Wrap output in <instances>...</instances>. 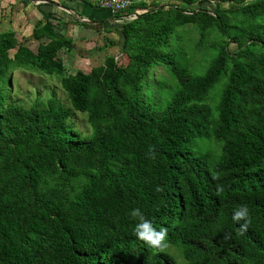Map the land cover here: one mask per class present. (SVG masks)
<instances>
[{
    "label": "trees",
    "instance_id": "obj_1",
    "mask_svg": "<svg viewBox=\"0 0 264 264\" xmlns=\"http://www.w3.org/2000/svg\"><path fill=\"white\" fill-rule=\"evenodd\" d=\"M178 1L132 0L136 18L94 32L120 39L102 38L89 71L59 54L77 43L68 23L86 26L78 18L35 20L34 48L0 29V264H264V0ZM15 71L57 75L91 132L55 96L21 103ZM137 208L179 256L135 236Z\"/></svg>",
    "mask_w": 264,
    "mask_h": 264
},
{
    "label": "rangeland",
    "instance_id": "obj_2",
    "mask_svg": "<svg viewBox=\"0 0 264 264\" xmlns=\"http://www.w3.org/2000/svg\"><path fill=\"white\" fill-rule=\"evenodd\" d=\"M160 3H179L178 0H159ZM219 0H206L204 4L208 6L210 9H213L215 7V2ZM248 1V0H247ZM34 4H38L35 3ZM15 5V4H14ZM12 5V6H14ZM66 5V4H65ZM221 5L224 7L230 6L228 2H221ZM11 5H6L5 10H2L1 13L4 15L5 20L0 21V29H7L8 27L13 28L17 33V38L19 41H24L26 44L31 46L32 48L36 45V39H34L30 33V29L32 24L34 23V16L37 18L43 17H49L51 19H56L57 17H62L63 20H67L71 17H69L67 12L62 11L55 7L45 6V5H37V15H34L33 9H30V11L25 12V16L21 15V10L18 9L17 4L13 7V9L10 7ZM34 5H32L33 7ZM195 6V5H193ZM12 9V10H9ZM19 16L20 19H24L23 24L18 25V22H21L20 20L16 19V17ZM13 17L12 19H10ZM15 18V21H14ZM9 19V20H8ZM17 20V21H16ZM28 24H30V28H28ZM118 25V23H117ZM188 31L185 34L184 40L186 41V50L188 52V55L193 54L191 58L193 67H197L198 70H201L200 65H206V60L204 58L203 51L200 52V50L195 49V42L198 38V32L194 30V27L188 26L186 28ZM116 33V34H115ZM119 32L116 30L111 32V37L113 40H119V36L117 35ZM92 33H88L86 35H83L81 37L88 38ZM74 37V36H73ZM102 37L98 36L97 39L91 40V42L85 43L83 40L77 41V43L74 45L72 50L69 53H66L65 50H61L59 54L62 55V57L65 60V64L67 68L76 69L80 68L85 71H89L90 67L92 65H95L97 63H100L103 61L104 56L106 54L105 50L103 49L104 46L101 45L102 43ZM120 42V41H119ZM119 45V43H118ZM101 46V47H99ZM111 47V46H110ZM114 47V48H113ZM116 42H114V46H112L111 50L116 51ZM234 44H230L229 48H233ZM103 49V50H102ZM204 71V68L200 71L202 73ZM155 74H164V70L162 67H157L155 69ZM13 80L14 83L12 84V89L15 92L14 97H16L21 103L25 105H30L37 96L41 98H46L50 96H55L59 101L64 105L65 108H68L71 112L69 121H73V126L83 132L84 134H89L91 132L90 125L87 120V115L81 112H75L72 110L70 102L66 96L65 91L62 89L59 83V79L57 75L49 76L46 74H39V73H30L26 71H15L13 73ZM218 96H216L215 100H212L211 106H214V104L217 102ZM214 140L210 141H204L202 142V146L200 150L203 151H210L211 157L208 156L206 153L202 154L203 158L207 162H214L215 158L217 156H214L216 154V151L218 149L215 148ZM213 151V152H212ZM218 154V153H217ZM168 250H172L173 248L168 245ZM173 253L177 256H179V252L176 250H172ZM180 258V257H179Z\"/></svg>",
    "mask_w": 264,
    "mask_h": 264
},
{
    "label": "crops",
    "instance_id": "obj_3",
    "mask_svg": "<svg viewBox=\"0 0 264 264\" xmlns=\"http://www.w3.org/2000/svg\"><path fill=\"white\" fill-rule=\"evenodd\" d=\"M49 1H52V2H55L58 4H62L63 6L68 8L71 11V13L60 8V7H58V6H55L53 3L49 2ZM34 2L36 3V0H28V3H26V4L23 3V0H0V21L5 20L4 16L6 15V13L4 15H2L1 11L5 10V6L8 4L11 5L10 7L12 9L17 4L18 9L21 10V12H20L21 15L25 16V18H26L25 12H28V11H30V9H33L34 15H37V12H36V10L38 8L37 5H39V6L45 5V6L55 7V8L62 10V11L67 12L68 13L67 15L69 17H71L67 20H70V21L71 20L74 21L76 16H78L79 18L84 17V18L88 19V22H86V26H82L79 24H73L71 22L68 23L67 35L74 36V38L77 41L83 40L84 37H81V36L86 35L88 33H92L90 36H88V39L91 38L90 40L97 39L98 36H101L102 38H105V39H107V38L112 39V37L110 36L112 31L111 32H102L100 34H97V33L94 34V32L96 30H99V29L112 28V27L117 26V23L114 21V16L110 10L97 7V6L91 4L90 2H88L86 0H42L38 4H34ZM12 5H14V6H12ZM32 5H34V6L32 7ZM12 9L9 8V10H12ZM12 18L13 17H11L10 19H12ZM16 19L21 21V22H18V25L23 24L24 19H22V18L20 19L19 16H17ZM37 19L38 18L36 16H34V20H37ZM52 20L54 22H56L57 20H62V17H57V20L56 19H52ZM14 21H15V18H14ZM118 25H120V24H118ZM30 26L31 25L28 24L27 29H29ZM8 28H10V27H8ZM114 38H116V37H114Z\"/></svg>",
    "mask_w": 264,
    "mask_h": 264
},
{
    "label": "clouds",
    "instance_id": "obj_4",
    "mask_svg": "<svg viewBox=\"0 0 264 264\" xmlns=\"http://www.w3.org/2000/svg\"><path fill=\"white\" fill-rule=\"evenodd\" d=\"M148 157L150 159L156 158V150L153 146H149ZM218 178V176H214V179ZM159 190L160 189L157 188V191ZM222 190V188L219 189V191ZM130 215L137 221L134 228V234L139 240L143 241L149 247L160 251H163L168 247V232L166 228H156L152 221L147 219L145 214L139 208L134 209ZM232 219L236 222L244 221V223L240 225V228L242 232L246 231L250 223L249 210L247 206L237 208L233 213Z\"/></svg>",
    "mask_w": 264,
    "mask_h": 264
},
{
    "label": "built area",
    "instance_id": "obj_5",
    "mask_svg": "<svg viewBox=\"0 0 264 264\" xmlns=\"http://www.w3.org/2000/svg\"><path fill=\"white\" fill-rule=\"evenodd\" d=\"M90 2L91 4L108 9L112 12L114 16V21L118 24H123L124 22L132 21L134 18H136V13H129L125 12L131 5L132 0H86ZM40 1H37L36 3H39ZM81 21H88L87 18L81 17L79 18Z\"/></svg>",
    "mask_w": 264,
    "mask_h": 264
},
{
    "label": "water",
    "instance_id": "obj_6",
    "mask_svg": "<svg viewBox=\"0 0 264 264\" xmlns=\"http://www.w3.org/2000/svg\"><path fill=\"white\" fill-rule=\"evenodd\" d=\"M37 1H40L41 2L42 0H36V2ZM49 2L53 3L55 6H58V7H60V8H62V9H64V10H66V11H68V12L71 13V11L68 8H66L65 6H63L61 4H58V3H55V2H52V1H49ZM76 18H78V16H76ZM83 22H85V21H83ZM86 22H88V21H86Z\"/></svg>",
    "mask_w": 264,
    "mask_h": 264
}]
</instances>
